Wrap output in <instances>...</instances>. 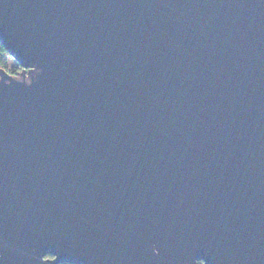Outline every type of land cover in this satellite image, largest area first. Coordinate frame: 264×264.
I'll use <instances>...</instances> for the list:
<instances>
[{"label": "water", "instance_id": "95a60500", "mask_svg": "<svg viewBox=\"0 0 264 264\" xmlns=\"http://www.w3.org/2000/svg\"><path fill=\"white\" fill-rule=\"evenodd\" d=\"M0 264H264V0H0Z\"/></svg>", "mask_w": 264, "mask_h": 264}, {"label": "trees", "instance_id": "16d2710c", "mask_svg": "<svg viewBox=\"0 0 264 264\" xmlns=\"http://www.w3.org/2000/svg\"><path fill=\"white\" fill-rule=\"evenodd\" d=\"M10 58L12 57L8 55L3 44L0 42V68L3 67L8 71L11 70L12 72H15L16 69H20V65H18L17 62L14 61V64L10 66L8 63ZM60 264H75V263L64 262ZM199 264H201V261H199Z\"/></svg>", "mask_w": 264, "mask_h": 264}, {"label": "rangeland", "instance_id": "374dc122", "mask_svg": "<svg viewBox=\"0 0 264 264\" xmlns=\"http://www.w3.org/2000/svg\"><path fill=\"white\" fill-rule=\"evenodd\" d=\"M14 61H15V60H14L13 58H10V59H9V62H8L9 65L12 66V65L14 64Z\"/></svg>", "mask_w": 264, "mask_h": 264}, {"label": "flooded vegetation", "instance_id": "af4514ba", "mask_svg": "<svg viewBox=\"0 0 264 264\" xmlns=\"http://www.w3.org/2000/svg\"><path fill=\"white\" fill-rule=\"evenodd\" d=\"M21 69H22V67L20 66V69H16L15 72H12L11 70H9V72L15 75V74H17V72H18L19 70H21Z\"/></svg>", "mask_w": 264, "mask_h": 264}]
</instances>
